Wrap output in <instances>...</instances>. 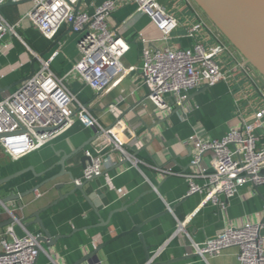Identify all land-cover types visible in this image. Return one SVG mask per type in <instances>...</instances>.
Instances as JSON below:
<instances>
[{"label": "crops", "instance_id": "crops-1", "mask_svg": "<svg viewBox=\"0 0 264 264\" xmlns=\"http://www.w3.org/2000/svg\"><path fill=\"white\" fill-rule=\"evenodd\" d=\"M102 1L82 0L81 8L92 13ZM159 1L169 7L167 2ZM168 2H172L170 10L182 21L196 19L188 4L182 5L179 0ZM30 7V0H21L18 4H9L2 9L14 29L0 36V88L5 89L0 98L4 93L15 90L33 69H39L40 61L35 54L48 61L51 69L60 76L68 72L80 57V35L70 28V24H64L54 38H47L25 17ZM108 23L110 28L118 30L131 44L123 58L126 66L141 64L143 43L140 35L152 40V46L165 45L160 40V31L149 16L138 12L133 3L122 4L108 18ZM173 35L170 45L174 47L191 46L194 43L192 38L184 35L183 30L178 29ZM233 61L225 59L226 67L230 69L228 82L219 81L205 90L201 89L203 85L188 93L187 98L192 97L184 104L186 113L183 118L177 111L161 112L147 99L148 90L142 85L137 71L102 94H98L78 76L71 79V89L91 106L102 126L113 127L116 133L118 131L117 136L130 153L135 151L132 148L136 146L137 156L133 159L138 160L137 165L129 160L112 169L124 159L121 153L112 149V140L105 133L98 135L99 128L86 127L79 121L51 142L19 159L10 157L0 146L2 178L30 166L37 173L44 172L59 159L56 151L66 149L69 152L87 143L85 150H90L94 156L109 154L112 158L104 164L103 169L109 172L101 178L102 183H108L111 187L107 193L111 203L101 211L102 218L106 220L110 210L129 204L126 210L113 214L107 226L84 230L80 228L100 223V217L80 192L64 198L43 212L41 217L52 236H66L59 238L52 247L43 243L36 264H74L97 245L158 213L162 215L142 227L151 254L165 245L157 261L190 255L171 264H239L237 247H230L207 262L198 255H191L194 253L191 252L190 242H203L217 235L227 225L245 220L264 224V184H246L228 200L227 208L221 210L212 202H204L206 193L188 194L189 182L186 176L166 175L156 169L169 166L178 173L189 172L194 150L187 145V139L197 133L204 140L221 138L239 124V106L246 111L247 118L251 119L255 110L264 105V98L256 86L241 69L234 67ZM120 96L125 99L111 110ZM120 115L124 118L121 121ZM257 133L264 143V118ZM204 162L212 165V155L206 154ZM69 169L74 171L76 178L83 173L81 168ZM59 170V166L55 167L39 177L28 170L4 184L0 195L25 191ZM53 185L49 183L38 192L10 203V210L0 207V221L8 219L12 213L31 220L34 211L58 198L59 191ZM70 187L66 185L63 192ZM13 225L18 234L24 232L19 222ZM6 229L7 226L0 228V240L7 237ZM29 230L41 232L39 225L31 226ZM98 257L97 264H147L145 250L137 232L128 233L106 245ZM83 264L91 263L85 261Z\"/></svg>", "mask_w": 264, "mask_h": 264}, {"label": "built area", "instance_id": "built-area-1", "mask_svg": "<svg viewBox=\"0 0 264 264\" xmlns=\"http://www.w3.org/2000/svg\"><path fill=\"white\" fill-rule=\"evenodd\" d=\"M21 1V0H13ZM80 0H30L27 17L47 38H54L64 24L80 35V57L73 67L60 76L48 61L35 54L40 67L18 87L4 93L0 98V146L12 158L19 159L51 142L70 129L77 121L86 127H97L112 140L113 150L122 158L138 164L132 154L122 145L114 128H104L91 106L84 103L70 87L74 76L84 80L98 94L112 88L132 72H139L147 99L161 112L177 111L183 118L188 93L205 84L230 80V69L225 59L234 60V67L241 69L264 98L250 69L232 45L217 32L190 0H185L194 11V21H182L169 7L159 0H103L90 13L76 6ZM7 0H0V5ZM133 3L137 11L149 16L160 31L163 46H152V40L140 35L143 43L142 61L138 65H125L123 58L131 48L130 42L116 29L110 28L108 18L122 4ZM11 25L0 11V36ZM183 30L185 36L194 40L191 46L170 45L173 33ZM125 99L117 98L111 107ZM240 122L223 137L204 140L197 133L186 140L194 153L191 170L178 173L172 167L156 168L162 174H180L189 182L188 194L206 193L204 202H212L225 210L228 200L248 183L264 184V143L257 128L262 126L264 105L255 110L252 118L238 107ZM121 121V120H120ZM38 129H44L38 131ZM3 135V136H2ZM85 154L92 158L76 183L98 175L111 155L94 156L90 150ZM206 154L212 155V165L204 162ZM38 192V191H36ZM39 195V193H37ZM20 223V222H19ZM24 232L18 234L13 224L6 229L7 237L0 240V264H36L42 250L38 241L40 233H34L22 223ZM264 224L253 220L227 225L217 235L203 242L191 240V252L205 261L219 256L230 247L238 248L239 264H264ZM165 245L151 254L157 261Z\"/></svg>", "mask_w": 264, "mask_h": 264}, {"label": "water", "instance_id": "water-1", "mask_svg": "<svg viewBox=\"0 0 264 264\" xmlns=\"http://www.w3.org/2000/svg\"><path fill=\"white\" fill-rule=\"evenodd\" d=\"M190 1L204 16V18L213 26V28L221 34L222 38L226 39L232 45V47L239 55V58L242 59L245 65L250 69L254 78L260 84V87L264 88V0ZM19 2L20 1L7 0V2L0 5V11L2 12V9L6 5L18 4ZM81 2L82 0L78 2L76 10L80 8ZM34 72L35 71L33 69L30 75L25 79L30 78L34 74ZM208 86V84H205L201 89L205 90ZM4 90L5 89L0 88V94H2ZM191 97L192 96H190V98H187L185 102L189 101ZM122 119H124L123 115H120L119 120ZM43 130L44 129H38V131ZM99 134H103V131H99L98 135ZM86 144L78 146L69 152H67L66 149H62L60 152L56 151L59 159H57L51 165V167L44 172L37 173L35 172L34 167L30 166L0 178L1 191L4 184L22 176L28 170H32L35 176L39 177L55 167H60V170L57 173L51 175L50 177L44 179L43 181L25 191H11L8 194L0 195V207H5L10 210L8 206L10 203L21 200L24 197L31 195L36 191H39L42 187L46 186L49 183H54L53 188L59 191L58 198L31 214V220L22 218L20 214L12 213L8 219L0 221V228L13 224L15 222L22 223L27 229H30L31 226L39 225L41 232L38 237V241L41 245H43L44 243L47 246L52 247L57 244L59 238H62L66 235L52 236L50 230L45 225L41 214L64 198L73 195L76 192H80L83 197L91 204L94 212L100 217V223L80 228L84 230L98 226H107L110 223L113 214L124 209L126 210L129 207V204H122L119 208L110 210L106 220L102 218L101 211L111 203V200L107 195L111 187L108 183V185L102 183L101 178L105 176L109 172V170L103 169L100 174L93 175L91 178L85 179L81 183L75 182L76 176L74 174V171L69 169V167L81 168L82 170H84L89 164L92 163V158L85 154ZM132 149L135 150L133 153H131L132 157H136L138 151L136 146H134ZM128 161L129 159L125 158L121 160V162L116 164L112 169H116L117 167L127 163ZM261 173L264 174V170H262ZM65 177H67V179H65ZM66 185H71V187L68 191L63 192V188H65ZM166 211L168 212L170 210ZM160 215L162 214L158 213L154 216H151L141 223L134 224L130 230L122 232L104 241L103 243L97 245L90 253L86 254L83 258L77 260L74 264H83L85 261H88L91 264H97L99 261L98 254L106 245L131 232L138 233L145 250L147 264H171L188 258L190 255L174 258L168 261L151 260L150 246L145 241L144 235L142 233V227L155 218L159 217ZM191 255L197 256L196 253Z\"/></svg>", "mask_w": 264, "mask_h": 264}, {"label": "rangeland", "instance_id": "rangeland-1", "mask_svg": "<svg viewBox=\"0 0 264 264\" xmlns=\"http://www.w3.org/2000/svg\"><path fill=\"white\" fill-rule=\"evenodd\" d=\"M162 1L163 2H167L169 7L172 5V2H168V1H172V0H162ZM179 1H180V3L182 5H185L186 4L185 0H179Z\"/></svg>", "mask_w": 264, "mask_h": 264}]
</instances>
